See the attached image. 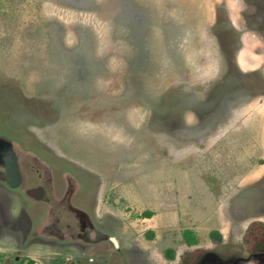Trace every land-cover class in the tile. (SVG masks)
<instances>
[{"label": "rangeland", "instance_id": "1", "mask_svg": "<svg viewBox=\"0 0 264 264\" xmlns=\"http://www.w3.org/2000/svg\"><path fill=\"white\" fill-rule=\"evenodd\" d=\"M4 147L23 180L9 187L0 162V264H251L264 0H0ZM39 174L45 200L26 193ZM66 204L107 237L55 238Z\"/></svg>", "mask_w": 264, "mask_h": 264}, {"label": "flooded vegetation", "instance_id": "2", "mask_svg": "<svg viewBox=\"0 0 264 264\" xmlns=\"http://www.w3.org/2000/svg\"><path fill=\"white\" fill-rule=\"evenodd\" d=\"M252 32H256V30H252ZM8 150H13L11 148H7L4 147L0 150V162L3 163V157L4 155L7 153ZM14 151V150H13ZM15 152V151H14ZM15 156L17 159V164L19 167V161H18V157L16 155L15 152ZM4 165V164H3ZM19 171L21 173L22 176V180H23V173L19 167ZM34 184L33 187L28 188V190H26L27 195L28 191L34 188H42L41 191V196L39 198H36L38 200H45V198L48 196V193H50V190H52V187H49V182H47V179L45 180V177L43 179V176L41 174L37 175V176H33ZM39 179V180H38ZM42 179V180H41ZM21 180V182H22ZM37 180H38V185L37 184ZM31 181V182H33ZM31 197L34 198V196L30 195ZM63 206V204H61ZM64 209L65 211H68L72 217V220L66 221L64 223L66 231L67 229H70L71 226H75L77 233L76 235L72 234V233H68V232H60L58 230H55L54 233V237L60 240H72L74 241V243H79L82 242L83 244H87L89 242H93V241H101V239H104L103 237H107V235H102L101 232L97 231V229L94 227V225L92 224V222H90V218H88V220L86 219V217L84 216L85 213L83 211H81V209L76 208V206L74 205H70V204H66L64 205ZM81 216H84V218H82ZM76 222V224H73ZM109 237V236H108ZM257 240L255 241V243L252 245L251 249H249V253H248V257L245 258L247 263H251V264H264V232L261 234L260 237L256 238ZM262 240V242L260 241ZM56 242V241H55ZM79 246V245H78ZM233 261H236L235 259H233ZM231 264H234V262H231Z\"/></svg>", "mask_w": 264, "mask_h": 264}, {"label": "water", "instance_id": "3", "mask_svg": "<svg viewBox=\"0 0 264 264\" xmlns=\"http://www.w3.org/2000/svg\"><path fill=\"white\" fill-rule=\"evenodd\" d=\"M3 164L6 184L11 188L19 187L21 184L22 176L20 174L15 152L13 150H8L4 155ZM41 191L42 188H34L29 190L28 194L39 198L41 196ZM110 239L114 243V246L118 247L117 239L115 237H111Z\"/></svg>", "mask_w": 264, "mask_h": 264}, {"label": "trees", "instance_id": "4", "mask_svg": "<svg viewBox=\"0 0 264 264\" xmlns=\"http://www.w3.org/2000/svg\"><path fill=\"white\" fill-rule=\"evenodd\" d=\"M227 72H224L223 74H226ZM241 76V72L240 73H238V77H240ZM218 79H221V81H223V86H231V85H234V87H235V90H237V92H239L240 91V88H244V86L245 85H243L242 83H241V79L240 78H238V79H235V80H231V79H229L228 77H225L224 75H221V76H219L218 77ZM237 81V82H236ZM243 82V81H242ZM237 83H238V85H237ZM241 86V87H240ZM221 86H219V91H220V97H222L223 98V92L221 91ZM224 100H226V97H225V99ZM233 109L234 108H232L231 109V112H230V114H231V116H232V111H233ZM231 116H230V118H231ZM214 133H215V131H214ZM151 215H152V211H145V212H143V216H146V217H151ZM183 235H184V238L186 239V241H187V243L188 244H194V243H196L197 241H198V239H197V237H196V235H195V233L191 230V229H186L185 231H184V233H183ZM210 235L212 236V237H215V238H217V239H220V234L218 233V231L217 230H213V231H211V233H210ZM261 242H262V240H260ZM168 251V254H171L172 253V250L171 249H169V250H167ZM0 256H1V252H0ZM33 263V261H30V263L29 264H32Z\"/></svg>", "mask_w": 264, "mask_h": 264}, {"label": "clouds", "instance_id": "5", "mask_svg": "<svg viewBox=\"0 0 264 264\" xmlns=\"http://www.w3.org/2000/svg\"><path fill=\"white\" fill-rule=\"evenodd\" d=\"M21 174V173H20ZM4 180H5V178H4ZM6 183V182H5ZM22 183V182H21ZM30 196V195H29ZM111 240V239H110Z\"/></svg>", "mask_w": 264, "mask_h": 264}]
</instances>
